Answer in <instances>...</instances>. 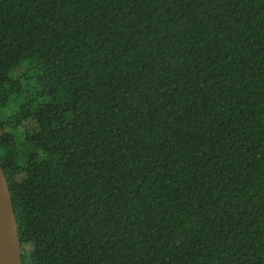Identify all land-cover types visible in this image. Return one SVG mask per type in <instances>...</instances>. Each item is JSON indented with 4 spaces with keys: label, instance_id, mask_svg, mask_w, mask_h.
<instances>
[{
    "label": "trees",
    "instance_id": "obj_1",
    "mask_svg": "<svg viewBox=\"0 0 264 264\" xmlns=\"http://www.w3.org/2000/svg\"><path fill=\"white\" fill-rule=\"evenodd\" d=\"M0 161L22 264H264V0H0Z\"/></svg>",
    "mask_w": 264,
    "mask_h": 264
},
{
    "label": "water",
    "instance_id": "obj_2",
    "mask_svg": "<svg viewBox=\"0 0 264 264\" xmlns=\"http://www.w3.org/2000/svg\"><path fill=\"white\" fill-rule=\"evenodd\" d=\"M0 264H22V248L13 194L0 161Z\"/></svg>",
    "mask_w": 264,
    "mask_h": 264
},
{
    "label": "rangeland",
    "instance_id": "obj_3",
    "mask_svg": "<svg viewBox=\"0 0 264 264\" xmlns=\"http://www.w3.org/2000/svg\"><path fill=\"white\" fill-rule=\"evenodd\" d=\"M25 64H31V62H27V63H25ZM24 69V68H23ZM28 75H32L33 73H34V69H29V70H27V72H26ZM16 106V105H15Z\"/></svg>",
    "mask_w": 264,
    "mask_h": 264
}]
</instances>
